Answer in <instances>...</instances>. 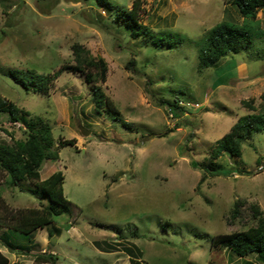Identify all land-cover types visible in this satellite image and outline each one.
<instances>
[{
    "label": "rangeland",
    "instance_id": "374dc122",
    "mask_svg": "<svg viewBox=\"0 0 264 264\" xmlns=\"http://www.w3.org/2000/svg\"><path fill=\"white\" fill-rule=\"evenodd\" d=\"M133 1L109 0L127 10ZM139 2L141 23L164 45L144 36L132 39L94 2L0 0V97L48 122L58 157L42 164L40 178L61 171L72 205L70 214L56 216L36 234L35 243L39 247L51 232L47 248L55 264H130L123 247L133 246L141 252L133 259L138 264H241L210 244L215 235L255 226L252 205L264 217V130L242 145L239 158H218L228 174L210 176L196 164L206 162L238 118L262 108L264 9L252 22L260 33L253 29L250 51L199 72L207 32L221 22L242 23L230 0ZM75 43L105 60V82L86 83L80 73L65 70L43 95L25 91L9 75H52L72 64ZM96 86L117 114L95 111L90 95ZM175 98L184 110L178 116L159 104ZM23 131L0 114V145L22 139ZM72 139L73 146L57 148ZM0 200V218L9 209L48 205L30 182L10 185L3 172ZM10 233L7 238L20 249L0 242L9 264H37L26 252L28 237ZM113 242L120 243L114 251ZM245 261L258 264L251 257Z\"/></svg>",
    "mask_w": 264,
    "mask_h": 264
},
{
    "label": "trees",
    "instance_id": "16d2710c",
    "mask_svg": "<svg viewBox=\"0 0 264 264\" xmlns=\"http://www.w3.org/2000/svg\"><path fill=\"white\" fill-rule=\"evenodd\" d=\"M80 1L94 2L102 7L113 23L121 22L124 25L126 32L132 39L135 40L144 36L151 38L154 44H165L164 40L154 38L151 30L141 23L139 0H134L128 10L113 8L109 0ZM230 2L241 16L242 23L238 25L221 22L207 32L204 45L198 53L197 69L199 72L217 66L227 55L250 51L253 32H255L253 29L260 33L258 25L252 22L256 21V13L264 9V0H230ZM71 52L72 64L63 65L59 71L52 73V75H37L30 71L27 74L29 78L25 79H21L11 72L9 75L25 91L31 88L32 92L43 95L48 94V82L65 70L80 73L85 77L86 83L105 82L108 68L103 58L93 57L88 49L77 43L71 45ZM90 96L96 112L105 109L107 112L117 114L113 103L104 95L100 87H92ZM260 98L263 102L261 110L238 118L229 131L217 141L206 162L196 164L204 174L210 176L228 174L229 172L223 173L222 167L217 162L218 158L224 154L239 158L242 153V145L251 140L254 133L264 130V94ZM159 104L167 106L173 116H178L184 111L176 98L173 101L162 100ZM244 105L250 111H255L252 104L246 102ZM0 114H5L9 123H20L24 127L22 139L13 140L10 145H0V172L5 174L6 181L10 185L14 186L24 181L30 182L48 200L47 206L39 204L36 208L9 209L1 217L2 219L0 218V227L6 229L4 232L6 236L11 235V231L18 232L28 237L29 241L38 230L52 226L56 216L63 213L70 214L72 205L64 197V176L61 171L53 172L45 179L40 178L39 169L42 164L58 157L57 152L53 151L54 139L48 122L41 117H31L29 112L2 97H0ZM74 143L73 139L59 141L57 148L73 146ZM0 205H4L1 200ZM251 208L254 212L255 226L244 231L215 235L211 239L210 246L221 248L228 252V255H234L241 264H251L245 261L247 257L253 258L258 264H264V217L257 206L252 205ZM53 230L58 233L56 228ZM50 233L48 232V237L51 236ZM2 236H0V240L9 250L20 249V246H16L10 241L11 239L8 238L6 241ZM113 244L109 246L112 251L120 243L113 242ZM123 251L128 255L130 264H138L137 261L133 260L136 257H141V252L136 247H123ZM34 261L36 263L55 264L57 257L50 253H39L35 255ZM0 264H9L7 257L1 253Z\"/></svg>",
    "mask_w": 264,
    "mask_h": 264
},
{
    "label": "crops",
    "instance_id": "0c3cea01",
    "mask_svg": "<svg viewBox=\"0 0 264 264\" xmlns=\"http://www.w3.org/2000/svg\"><path fill=\"white\" fill-rule=\"evenodd\" d=\"M43 230V229H42ZM42 230H38L35 234H34V236H33V238L32 239H30L29 240V242H30V247H27V249H28V253H30L31 254V256H32V254H34L32 257H35V255L36 254H39V253H44L45 251H47V252H49L48 251V245H49V242H48V236H47V241H45V242H43L42 244H39V247H37V245L38 244H36L35 243V237H36V234L39 232V231H42ZM6 231V229H4V228H2L1 229V231H0V233H1V235H3L2 236V238L4 239V240H6L7 241V236L4 234V232ZM5 235V236H4ZM0 242H1V240H0ZM32 242V243H31ZM2 243V242H1ZM35 243V244H34ZM7 248V247H6ZM8 249V248H7ZM1 250V249H0ZM13 251V250H12ZM27 252V251H26ZM49 253H51V254H53L51 251L49 252ZM30 264H32V262L30 263ZM37 264H47V263H37Z\"/></svg>",
    "mask_w": 264,
    "mask_h": 264
},
{
    "label": "water",
    "instance_id": "95a60500",
    "mask_svg": "<svg viewBox=\"0 0 264 264\" xmlns=\"http://www.w3.org/2000/svg\"><path fill=\"white\" fill-rule=\"evenodd\" d=\"M80 132H81L82 135L88 134V131L85 130L84 128H80Z\"/></svg>",
    "mask_w": 264,
    "mask_h": 264
},
{
    "label": "built area",
    "instance_id": "2783aa9c",
    "mask_svg": "<svg viewBox=\"0 0 264 264\" xmlns=\"http://www.w3.org/2000/svg\"><path fill=\"white\" fill-rule=\"evenodd\" d=\"M196 107H197V105H196Z\"/></svg>",
    "mask_w": 264,
    "mask_h": 264
}]
</instances>
